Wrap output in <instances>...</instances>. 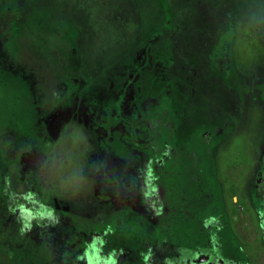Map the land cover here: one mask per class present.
<instances>
[{
    "label": "rangeland",
    "instance_id": "rangeland-1",
    "mask_svg": "<svg viewBox=\"0 0 264 264\" xmlns=\"http://www.w3.org/2000/svg\"><path fill=\"white\" fill-rule=\"evenodd\" d=\"M114 90L133 95L130 112ZM146 127L182 156L179 210L161 228L157 160L136 153ZM263 150L264 0H0V264H67L96 233L105 264H199L191 243L215 220L264 264ZM6 193L46 220L6 214Z\"/></svg>",
    "mask_w": 264,
    "mask_h": 264
},
{
    "label": "flooded vegetation",
    "instance_id": "flooded-vegetation-1",
    "mask_svg": "<svg viewBox=\"0 0 264 264\" xmlns=\"http://www.w3.org/2000/svg\"><path fill=\"white\" fill-rule=\"evenodd\" d=\"M127 97L128 96L125 97L127 101L122 99L123 97L118 96L116 94V90H114V98L112 99V105H114L113 109L117 107L122 111L125 110L130 112L131 107H135V100L132 101V94L129 95V100ZM197 122H200L199 119ZM148 130V127H146L144 130H141L142 132L137 140V144L140 146V148L136 153L140 154V156L144 157L145 159L153 158L157 160L156 167L152 169V174L157 178V188L159 190V197L154 203L155 211L153 215V222L160 223L161 226L159 228H161L165 224H171L170 222L175 219V216L173 213H171V207H173V211L179 210L178 186L180 182L179 173L181 170L180 166L182 165V156L179 152L165 151L164 148L159 150L158 147H154L152 139L147 133ZM138 132H140V130H137V133ZM207 134L203 133V135H201V138L205 141L208 139H206ZM187 143L188 142H185V144ZM261 159L262 161L260 163V167L255 172L252 188L257 201L258 210L261 213H264V150L262 151ZM186 161L189 162L186 163L189 165V167H187L183 162L184 168L191 169L190 171L192 173L195 172V167L197 166L196 164L198 161L197 153L191 152L188 155V158H186ZM143 170L144 171L139 176L142 180H145L147 170ZM138 184L139 183L137 182V185ZM151 187L152 186H150V188ZM117 192L119 193L120 191ZM117 192L113 193V191H111L110 196L115 198L117 196ZM38 205L43 207L42 211L44 213L46 212V209L49 210L47 206L40 204ZM42 211L40 210L39 212ZM48 212H50V210ZM35 216L39 218V213ZM259 218L262 220L259 226L262 228V242L264 250V216H260ZM44 219L46 220V218L41 217L39 220ZM32 220L33 218H31V221ZM205 221L208 222V219ZM226 222L228 221L225 220L224 224H222L215 220L213 224H209V226L205 228L206 231L202 232L201 238L198 240V242L191 243L190 249L191 252L196 256V260H198L200 255H203V259H199V264H254L251 262L253 259H251L241 247H232L227 243L226 239H222L223 229L226 225ZM227 229H229V227ZM190 233L191 236L194 235L192 232ZM83 239H86L83 247L69 250V255L66 256V263L105 264L109 259L108 257L113 252V250L106 246L105 236H103L101 233H96V235H88V237ZM181 253L182 251L177 249L174 251V253H170L168 255V259L173 257L171 260L175 261V258L178 259ZM251 254L250 255L254 258V254ZM156 264L163 263L157 262Z\"/></svg>",
    "mask_w": 264,
    "mask_h": 264
},
{
    "label": "trees",
    "instance_id": "trees-1",
    "mask_svg": "<svg viewBox=\"0 0 264 264\" xmlns=\"http://www.w3.org/2000/svg\"><path fill=\"white\" fill-rule=\"evenodd\" d=\"M5 198V210L6 214L13 215L14 213L23 212V210L30 213L31 218H33L32 222L40 225L43 223V220H38V218L35 215H38L39 211L43 209V207L39 206L38 204H33V202H30L29 200L25 199L22 196L19 195H11L9 193L4 194ZM49 210L46 209L45 213H49ZM24 224H21L20 226V232H22Z\"/></svg>",
    "mask_w": 264,
    "mask_h": 264
}]
</instances>
